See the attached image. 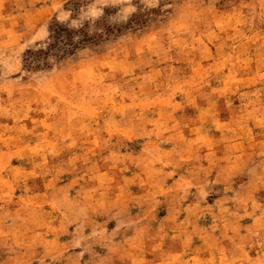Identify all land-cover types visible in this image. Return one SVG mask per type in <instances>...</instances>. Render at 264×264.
I'll return each mask as SVG.
<instances>
[{
  "label": "rangeland",
  "instance_id": "374dc122",
  "mask_svg": "<svg viewBox=\"0 0 264 264\" xmlns=\"http://www.w3.org/2000/svg\"><path fill=\"white\" fill-rule=\"evenodd\" d=\"M0 264H264V0H0Z\"/></svg>",
  "mask_w": 264,
  "mask_h": 264
},
{
  "label": "trees",
  "instance_id": "16d2710c",
  "mask_svg": "<svg viewBox=\"0 0 264 264\" xmlns=\"http://www.w3.org/2000/svg\"><path fill=\"white\" fill-rule=\"evenodd\" d=\"M50 38L46 46L29 50L30 56L36 59H45L52 56H59L61 53H72L80 43L89 40L88 33L84 28H75L63 23H54L50 28ZM82 35L80 40H76L77 35Z\"/></svg>",
  "mask_w": 264,
  "mask_h": 264
}]
</instances>
